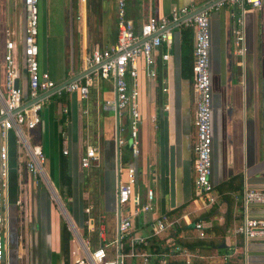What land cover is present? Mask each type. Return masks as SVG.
<instances>
[{"label":"crops","instance_id":"crops-1","mask_svg":"<svg viewBox=\"0 0 264 264\" xmlns=\"http://www.w3.org/2000/svg\"><path fill=\"white\" fill-rule=\"evenodd\" d=\"M201 2L202 0H125V10L126 16L133 24L134 32L137 33L140 25L148 17L155 19L168 17L172 8L181 6L197 8ZM37 10L38 68L46 72L56 84L82 73L83 51L93 47L108 48L115 42V0H38ZM262 20L261 9L251 8L246 4L242 7L237 4H224L220 8L211 9L209 13L212 185L229 177L239 176L242 188L244 185L264 187ZM23 26L21 0H0V89L4 72V42L6 39H12L16 44L18 84L22 92L27 90L26 79L22 78L23 73L26 76L21 44ZM167 28L172 34V42L168 49L169 57L166 60L160 57L166 51L164 44L154 51L150 65L154 76L147 75L142 57L137 60L136 90L140 150L137 171L141 165L145 173L153 172L154 175H159L160 196L163 197L161 191L164 187L163 178L167 175L168 146L173 145L178 181L176 201L183 202L193 194L192 147L195 139L193 123L195 104L191 89V52L189 54L187 50L189 46L192 50L193 29L175 22H170ZM235 29L241 32V47L236 42ZM181 59L188 61L186 60L184 64ZM42 95L40 94V97ZM65 96V100L62 101L57 100L58 95L43 96L38 112V124L33 130L25 131L27 141L32 143L29 145L39 147L44 154L43 168L55 171L58 169L59 158L65 155L69 171L77 175L83 172L79 158L84 145H93L98 152L99 161L91 168L97 171L99 178L102 175L109 176L114 191L116 186L114 112L111 105L106 106V101L114 102L112 80L94 78L84 100H79L75 92L65 93ZM121 121L122 116L118 119L119 123ZM124 135L123 139L120 137L121 143H118V158L122 145L129 150L126 132ZM9 136V155L11 154L13 159L10 166L14 168L15 175L19 173L23 177L19 193L28 195L30 199H26L24 205L26 209L30 207L33 212L30 224L28 220L27 228L24 226L25 228L21 230V233L24 231L21 241L25 244L23 243L21 250L24 251L25 264H61L60 226L56 211L53 210L54 204L50 200L54 190L51 188L52 196L48 191L49 197L40 189L43 186L38 185L39 182L35 183V179L25 171L24 160L21 159L23 157L19 154L12 133ZM124 167L119 165L120 169ZM120 169L119 179H123L124 174ZM45 174L48 172L45 171ZM52 174L55 175V172ZM25 189L32 191V195L29 196ZM231 195L235 194L232 192ZM19 199L16 204L21 203ZM76 208L74 207L71 212L73 219L78 210ZM106 208L111 209L113 213L114 202ZM169 209L167 201L166 208L164 206L159 212ZM219 210L220 213L223 212L224 204L220 205ZM49 211L53 212L55 217L51 216ZM247 214L256 218L264 217V206L252 205L248 208ZM240 217L241 208L235 206L230 227L226 229L228 236H225L226 241L231 240L232 246L228 248L233 250L232 253L236 252L234 247L236 236H231L230 231L239 222ZM222 221L223 217L219 216L218 224H222ZM135 230L147 234L146 227L137 225ZM18 245L19 243L17 249ZM245 247L246 251H251L249 256L246 255V264H264V240L243 242L242 253ZM27 248L29 252H26ZM17 256L20 258L19 253Z\"/></svg>","mask_w":264,"mask_h":264},{"label":"built area","instance_id":"built-area-1","mask_svg":"<svg viewBox=\"0 0 264 264\" xmlns=\"http://www.w3.org/2000/svg\"><path fill=\"white\" fill-rule=\"evenodd\" d=\"M211 0H202L203 6ZM38 0H23L24 35L21 41L23 65L26 72V98L23 103L22 91L14 88V80L19 78L18 61L16 58V44L12 39L4 42V72L2 88L0 89V264H7L8 246V211L7 188L9 166V135L12 133L17 145L23 151L25 171L39 182V177L51 193V182L45 180L43 164L44 154L39 147H31L27 141L25 131L35 128L39 122L38 112L41 108L42 98L49 95H60L61 92H75L79 100L88 96L89 87L93 79H111L114 90V102L106 101V106L115 105L118 111V143L120 131H125L129 140V161L122 170L123 179H119L114 189L113 211V238L105 242L104 217L97 213L89 215L84 220L87 232H96V244L92 246L88 235L83 236L71 218V232L73 244L69 249L70 264H199L196 260V249L189 250L175 239V228L179 220L189 225V231L194 239L205 237L206 228L210 221L198 219L191 222L187 215L180 217L169 216L165 212H155L153 201L156 198L152 189L146 184L145 189L139 192L136 187L138 177H135L134 159H138V123L139 111L137 106V60L142 57L147 75L154 76L150 65L152 55L159 46L165 45L166 51L160 55L162 60L169 57L168 49L172 42L171 31L167 28L170 22L182 24L193 29L191 50V89L194 96V127L195 139L193 142V179L192 190L194 200L201 206H211L216 200L210 182L211 174V92L209 79V13L224 4H243L251 8L261 9L264 36V0H217L216 2L199 9L196 13L186 15L196 9L194 6H181L172 8L168 17H148L134 32L131 20L126 16L125 0H115V27L116 39L108 48L93 47L85 50L81 56L82 75L67 83L65 86L48 93L56 87L48 74L38 68L37 33H38ZM198 6L197 8H199ZM79 17H77L78 19ZM236 42L241 47V32L234 30ZM264 76V56H263ZM40 94H45L40 97ZM65 112V109H64ZM264 130V125H263ZM65 153V151L63 152ZM99 155L91 144H85L79 158L80 168L85 170L96 166ZM120 165V163H119ZM147 174V173H146ZM151 180L158 179L153 172ZM138 175V172H137ZM145 179V177H144ZM146 180V179H145ZM136 181V184H135ZM147 181V180H146ZM53 189V188H52ZM54 190V189H53ZM55 194V192H54ZM53 198V196H52ZM194 200H192L194 202ZM196 201V202H197ZM264 206V187L246 186L240 195L241 217L231 233L240 236L243 242L249 240H264V217H251L247 214L250 206ZM198 207V206H197ZM118 208V219L116 217ZM89 207L83 208V213H90ZM135 221L140 227L148 229L147 234L135 230ZM158 237L157 250L142 249L148 246L149 237ZM122 241V242H121ZM126 246V250H122ZM233 250H231L232 253ZM230 254H224L226 260Z\"/></svg>","mask_w":264,"mask_h":264},{"label":"rangeland","instance_id":"rangeland-1","mask_svg":"<svg viewBox=\"0 0 264 264\" xmlns=\"http://www.w3.org/2000/svg\"><path fill=\"white\" fill-rule=\"evenodd\" d=\"M51 20L52 18L49 14V21ZM124 134H125V131H120L119 137L123 138ZM28 142L29 144H32L31 141H28ZM126 143H128V147H129L128 139L126 140ZM126 149L127 147L125 145H122L120 147V151L122 153H127ZM18 150H19V154L22 155L23 157L21 159L24 160L23 151L20 145H18ZM15 158H17L16 152H15ZM43 169H44L43 173L46 176L47 180L51 182V186L54 189L55 195L58 198L59 202L61 203L62 207L64 208V211L66 212L69 221H71V218L73 219V217L71 216L73 207L74 206L77 207L76 210L77 209L78 210L74 214L73 222L75 223V226L77 227L78 231L84 234V231H82V225H84L85 218H87L89 215H94L95 217L96 216L95 214L99 213L103 215L104 217L105 242H109L113 238V213L111 209L108 210L106 207H108L109 204H111L114 199V191H113V188L111 185V179L109 178V176L104 177L102 175L99 178V176H97V171H93L91 167L90 169L83 170V172H81L82 174L79 173L78 176H77V173H73L71 174V179H72L71 189L73 190L74 195L72 194L73 198H65L64 195L62 194V191L59 189V186H58L59 185L58 184V180H59L58 169L56 168L55 171L54 170L51 171L50 169H47V168L46 169L43 168ZM12 171L14 170H12V166H10V160H9V166H8L9 198L10 200L14 196L17 199L20 198L19 200H21L22 204L20 203V204L8 205L10 222L8 225L7 264H25V256L23 255L24 251L21 250V246H24L25 244V242L21 241V239L23 238L22 234L24 233V231H22L21 233V230L22 228H25V227L27 228L28 220H29L28 223L30 224V217L33 216V212H32V209L30 210V207L26 209L24 205L25 200L30 199L28 195L24 196V193H21V194L19 193V189L20 188L22 189L20 183L23 180V177L19 175L18 173L14 180ZM45 171L48 172V174H45ZM144 171L145 170L143 169V167L139 165L138 175H137L138 182H137L136 187L138 188L139 192H142L145 189L146 184H148V186L152 189V191L154 192L156 196V198L153 201L154 211L159 212L164 206L165 208L167 206V201H168L166 199L167 195L163 197L160 196L161 183L159 180V175H158V179L153 181L151 180V175L146 174ZM52 172H55V175L52 174ZM144 177L147 181L144 179ZM36 179H38L39 181L38 185L41 184V186H43V188H40V189L44 190L49 196V193H48L49 190H47L48 188L46 187L47 185L39 177H37ZM25 191L28 192L29 196L32 195V191H28V189H25ZM191 197H192L191 200L188 201V204L185 206L182 212L183 215H187V218L189 220L192 218L198 217V215H200L202 212L207 211L211 207V206H208L207 204H205V206H201V203L199 201H197L196 199L194 200L193 194L191 195ZM161 198H162V201H161ZM50 200L54 204L53 210L56 211V214H57L56 217L58 219L59 226L61 225V222H64L67 226L66 220L61 210L59 209V206L56 204V201L54 202V198ZM192 200H194V202ZM217 200L218 199L216 197L214 204L217 203V207L219 210L221 203L218 202ZM14 203H16V201ZM84 207H89L91 212L88 214L83 213ZM98 209H99V212H98ZM15 210L17 214H15L16 213ZM49 213L51 216L53 215L55 217V214H53V212L49 211ZM173 216L177 217L175 215ZM210 218L212 219V224L213 223L218 224L219 216L215 215ZM36 222L38 223L37 219H36ZM179 223H184V222L183 220H180ZM137 225L138 223H136L135 221V225H134L135 228H137ZM19 227L20 229L18 230L17 228ZM146 230L148 231L147 228ZM219 232H220L219 229H217L216 231L214 230L213 233L210 230H206L205 237L202 239L203 240L212 239L214 241L217 238H219ZM230 234L232 236L231 231H230ZM31 235H32V231H31ZM71 239H72V235H71ZM181 239L184 241H191L194 238L190 231H183ZM236 240H237V236H236ZM17 243H19L18 249L16 248ZM224 243L227 246L230 245L228 247L232 246L231 240L230 242H228L226 241V238L224 239ZM70 245L71 247L73 246L71 242H70ZM27 251L29 252V248L26 249V252ZM194 251L197 256L196 260L202 261L206 264H222L224 262H228L229 264H246L245 262L246 255L249 256L250 255L249 252H251L248 250L246 251V247H245L243 253L242 252L231 253V250H229L228 248L226 253L227 254L231 253V255L227 257L226 260H223V255L226 253L222 254L221 252L216 251L214 248L207 249V250L196 249ZM17 253H19L20 258L17 256Z\"/></svg>","mask_w":264,"mask_h":264},{"label":"trees","instance_id":"trees-1","mask_svg":"<svg viewBox=\"0 0 264 264\" xmlns=\"http://www.w3.org/2000/svg\"><path fill=\"white\" fill-rule=\"evenodd\" d=\"M187 34H189V32H187ZM184 35H186V32H184ZM187 50H189V54H190L191 46H189ZM187 54H188V52H187ZM182 58H183V55H182ZM181 60H182V63H184V64L186 63V60L188 61V59H181ZM190 73H191V65H190ZM56 98L59 101L65 100V98H66L65 92H61L60 95H58V97H56ZM123 137H125V135ZM9 160H10V164L12 165L13 159H12L11 154L9 155ZM128 161H129V150L127 149V153H122V152L120 153V156H119L120 166L121 167L125 166L128 163ZM12 170H14V168H12ZM12 172H13L12 174H13L14 180H15V178H16L15 171H12ZM58 175H59V180H58L59 185L58 186H59V189L62 191V194L64 195L65 198H73L74 194H73V190L71 189V183H72L71 172L68 169V161H67L65 155H61V157L59 158ZM77 180H78V178H77ZM163 180H164V182H163L164 187H163L161 192H162V196H165V195H167V178H163ZM212 190L217 196V199H218L217 201L220 202L221 204H224L223 212L220 213V211L218 210V207H217V203L216 204L213 203L207 211L202 212L196 218L190 219V221L193 222V221L198 220V219L209 220L210 226L207 227L206 230H210L213 233L214 230L216 231L217 229H219L220 230L219 238H217L214 241L212 239H205V240H203V239H192L191 241H184L181 239L182 232L183 231H189L190 226L186 225L184 223H179L181 220L180 219L176 228H175V231H176L175 239L178 243H180L182 246L187 247L189 250H194V249L207 250V249L214 248L216 251L224 254L227 252L228 246L226 245L224 248H218V246L224 241V238L227 235L226 229H228V227H230L231 220H232L233 208L235 206L240 207V195H241V191H242V180L239 176H232L226 180L220 181V182L212 185ZM232 192L235 194L234 196L231 195ZM13 198H15V196ZM13 198H12V200H13ZM191 198L192 197H189L186 200H184L183 202H177L176 201L175 207L165 211V213L169 216L175 215L177 217L178 216L180 217L182 215L183 209L188 204V201L191 200ZM74 207H73V209H74ZM215 215L223 217L222 224H217V223L212 224V219L210 217L215 216ZM82 231H84V234H82V233L81 234L83 236L88 235L90 238L92 246H94L96 244V232L95 231L87 232L85 225H82ZM59 239H60V251H59V253H60V258H61V264H70L69 263V249H70L71 234H70V231L68 230V228L64 222H61V225H60ZM147 240L149 242L148 246L142 245L141 246L142 249L157 250V248H159L158 243L161 242L160 238L152 236V237H149ZM234 247H235L237 253L242 252L243 240L241 239L240 236H237V240L234 242ZM126 249H127L126 246L124 247L123 243H122V250H126ZM199 264H206V263L199 261Z\"/></svg>","mask_w":264,"mask_h":264},{"label":"water","instance_id":"water-1","mask_svg":"<svg viewBox=\"0 0 264 264\" xmlns=\"http://www.w3.org/2000/svg\"><path fill=\"white\" fill-rule=\"evenodd\" d=\"M217 0H211L210 2H208L207 4L200 6L199 8H196L194 10H192L191 12H189L186 16L189 17L192 14L196 13L199 9L210 5L214 2H216ZM21 5H22V20L24 23V11H23V0H21ZM23 30H24V26H23ZM23 35H24V31H23ZM23 38V36H22ZM82 75V73L80 74ZM79 76V75H78ZM77 77V76H76ZM76 77H72L60 84H57L56 87L52 90H50L48 93L45 94H49L53 91H55L58 88H61L63 86H65L67 83H69L70 81H72L73 79H75ZM23 79H26L25 74L23 73ZM14 88H17L18 86V79L14 80ZM45 94H43L42 96H44ZM22 97L26 98V90L25 92H22ZM113 112H114V129H115V172H116V185L118 184L119 181V158H118V111L115 107V105L112 107ZM133 165H134V169H135V177L137 176V160L134 159L133 161ZM167 200H168V206L170 209L174 208L176 205V194H177V188H178V181L176 179V170H175V154H174V146L173 145H169L168 146V158H167ZM48 183V181H47ZM136 184V181H135ZM7 211H8V205L12 204L14 202H11L13 200H16L13 198V200L9 198V193H8V188H7ZM56 201V204L59 206V209L61 210L66 223H67V228H71V223L68 219V216L66 214V212L64 211V208L62 207L61 203L58 202L55 198H54V202ZM16 204V203H14ZM61 205V206H60ZM116 217L118 219V208H116ZM10 222V217H9V212H8V225ZM226 246V244L224 243V241L218 246V248H224Z\"/></svg>","mask_w":264,"mask_h":264},{"label":"bare ground","instance_id":"bare-ground-1","mask_svg":"<svg viewBox=\"0 0 264 264\" xmlns=\"http://www.w3.org/2000/svg\"><path fill=\"white\" fill-rule=\"evenodd\" d=\"M45 180H47V178L45 177ZM49 182V181H48ZM48 185L50 186V184L48 183ZM54 198L59 202L58 198L56 197V195L53 193ZM61 206V205H60Z\"/></svg>","mask_w":264,"mask_h":264},{"label":"flooded vegetation","instance_id":"flooded-vegetation-1","mask_svg":"<svg viewBox=\"0 0 264 264\" xmlns=\"http://www.w3.org/2000/svg\"><path fill=\"white\" fill-rule=\"evenodd\" d=\"M15 201H17V198H16V200Z\"/></svg>","mask_w":264,"mask_h":264}]
</instances>
